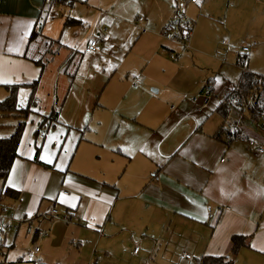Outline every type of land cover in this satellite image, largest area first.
Wrapping results in <instances>:
<instances>
[{
	"label": "crops",
	"instance_id": "crops-1",
	"mask_svg": "<svg viewBox=\"0 0 264 264\" xmlns=\"http://www.w3.org/2000/svg\"><path fill=\"white\" fill-rule=\"evenodd\" d=\"M231 1L198 0L192 4L197 25L191 41L195 53L192 57L211 61L209 66L201 61L208 66L201 86L209 80L199 93L204 95L210 86L213 99L204 108V98L200 108L204 115L200 118L187 115L189 118L183 120L173 118V114H180L175 108L178 100L198 94V90L191 92L192 83L181 81L179 93L156 98L154 95L167 88L161 85L162 80L151 75L154 71L148 72L151 61L142 54L118 62L119 68H114L117 72L107 84L102 82L99 96L77 105L70 83L77 75L80 61L87 57L91 62L117 57V48L115 55L112 47L113 42L117 45L116 38L114 41L109 34L110 41L101 42L106 47H102L100 54L88 55L83 51L79 57L71 34H76L73 30L82 24L74 12L81 0L73 6H53L62 7L56 9L62 21L60 32H56L60 25L49 27V13L46 19L41 18L47 0H0V100L8 97L5 85H28L40 80V105L27 121L19 157L5 182L6 187L18 192V198L0 202V217L14 215L12 221L5 220L0 225V264H25L21 255L27 248L40 264L50 257H54L56 264H71L65 259L68 254H74L79 262L86 255L83 262L92 264L97 251L126 250L120 238H125L128 248L133 245L134 258L143 254L146 264L153 260L156 264V259L157 264H193L185 254L192 255L199 264L203 257L229 255L235 235L246 236L249 245L236 256L235 264H264V153L249 147L247 142L227 144L215 138L223 124L216 108L237 86L241 75L238 54L243 47H249L246 57H251L253 49L245 44L225 65L220 61L221 53L205 52L206 45H212L210 50L214 51L220 43L215 40L223 35L232 44L235 36L232 38L227 27L230 7L236 11L232 24H241L247 8L259 4V0H234L233 4ZM173 10L171 0H161L156 17L149 13L148 20L139 23L137 19L135 24L142 30L144 42L156 47L157 53L161 50L166 65H174L180 72L181 66L179 62L172 63V55L176 58L182 46L168 44L163 36L177 12ZM216 17L221 22L220 29L209 34L207 27ZM117 24L111 26L114 35ZM99 32L97 38L103 33ZM94 39L84 43V50ZM53 41H59L60 49L42 72L34 61L41 59L50 46L54 50L59 47L51 44ZM258 54L256 48L251 61ZM231 67L240 70L235 85L227 81L231 72L235 74ZM170 68L163 76L171 74ZM153 86L158 91L154 90L151 96L149 89ZM29 95V88H21L22 107L27 105ZM188 102L194 108V103ZM109 108L115 110L110 122L96 113ZM52 110L59 112V123L45 134H36L43 116ZM85 112H91L87 123L83 122ZM10 117L0 116L2 138L14 133L18 120L9 121ZM252 130L259 147L264 149V132ZM38 148L42 164L35 162ZM5 185L0 182V189ZM2 209L6 212L2 213ZM54 210L59 216L53 214ZM65 216L69 220H64ZM4 231L14 235L9 239ZM37 233L39 236L35 237ZM34 244L40 245L38 253L33 251ZM137 245L139 252L135 254ZM12 254L16 255L14 259Z\"/></svg>",
	"mask_w": 264,
	"mask_h": 264
},
{
	"label": "rangeland",
	"instance_id": "rangeland-1",
	"mask_svg": "<svg viewBox=\"0 0 264 264\" xmlns=\"http://www.w3.org/2000/svg\"><path fill=\"white\" fill-rule=\"evenodd\" d=\"M171 1L172 10L174 8L173 11L178 10L181 15H185V17L190 21L192 25L191 36L187 41L190 44L189 49H180L177 57L174 58L175 60L173 59V61L169 58V54H167L166 52L163 53L164 56H167V58L172 61V63H175L177 65L179 62L181 66L180 72H178V70L173 64H169L173 66L166 65L167 62H165V60H163V58L161 57V50L157 53L156 47H153L150 42H144V38L140 36L142 30H140L135 24L136 20L139 18L148 20L149 13L156 17L157 12L155 11L161 3V0H81L82 3H79L75 6L74 12L80 17L79 19L82 20V24L78 26L75 30H73L76 34H74L73 32L71 36L73 38V42L75 43V49L80 52L78 53L79 57L84 51V43L87 42L89 39L97 38L96 34H98L99 30V33L103 32L101 33L103 35L105 28L108 33L113 36V40L115 41V38L117 40V45H115L114 42L112 43V47L115 52L114 54L116 55V48L118 51V56H115V58L113 59L105 58L91 62L87 57L85 59L83 58L80 61L77 75L75 76L73 82L71 80L70 83V85L73 87L72 97L77 105H84L89 97L94 96V99H96L99 96L100 90L102 88V82L104 83V85L107 84L109 78L113 76L114 72L117 70H115L114 68H119L118 62L131 60L132 57L137 58V56H140L142 54L144 56H147L151 61V64H149L148 66V72L154 71V73H152L151 75L154 78H159L160 81L162 80L163 83L161 85L167 88L166 90L162 89L160 93L154 95L152 94V92L154 90L158 91V88L155 86L150 87L149 91L151 92V96L154 95L157 98L158 96H164L165 93L168 96H172L175 93H179L180 87L178 86V83L187 80L189 81V83H192L191 92L198 90V94H194L191 96L185 95V100H178L179 104L175 108L177 110H180V114H173V118L176 119L177 117H180L185 120L186 118H189V116L187 115H198L199 118L204 115L203 111L200 109L204 103V95L200 94L199 91L203 89V87L207 83V80H209V78H207L204 81V84L201 86V81L205 79L208 70L207 68L211 61L205 57L196 59H193L192 57V55L195 53L192 52L191 41L194 39V36L196 35L197 31L193 5H185L181 3L180 0ZM231 3L233 4L234 0H232ZM57 8L59 7H53L50 10L48 20L50 22V28H56V26L58 27L60 25V28L56 31L60 32L62 21L60 20V12L56 11ZM61 8L62 7H60L59 9ZM233 9H235V7H230L229 16L227 18V27L231 29V32L228 33L231 34L232 38L235 36L232 44H230L229 39L224 38L226 37L225 35L219 36L215 40V43L218 40H220V43L218 45H215L214 51L210 50V48H213L212 45H206L208 48H206L205 52H207L208 54H212L215 51L221 53L222 59H220V61L227 65L228 62L231 63L230 59L232 57V54L236 53L239 48L247 44L253 49V53L256 48L259 51V54L255 58H253L252 61L251 58L253 53H251V57L250 54L249 57H247V59L249 58L250 60L248 63L249 69H253V71H257L264 74V0H259L258 5L253 4L252 6L247 8L248 13L243 16L241 24H238V22L237 24H232V20H234L232 15L236 12L232 11ZM175 16L176 15L174 14L170 20L175 19ZM114 23H118L115 35L111 29V26ZM220 23L221 22L219 21L218 17H216L212 24L207 27V32L209 34H216V31L220 29ZM67 36H69V34L66 32L65 38H67ZM223 41H227L228 44L224 46L222 43ZM169 42L170 41H168V44L173 45ZM102 47L105 48L106 46L102 45ZM78 61L79 60L77 59V62ZM201 61H204L206 64H208V66H204ZM136 67L139 68V66ZM169 67H171V74L169 75L170 77L167 74L163 76V73L168 72ZM231 71H235V74H232V72L231 74H229V78L233 80H227L225 78L223 79L227 80L229 83L232 82L231 84L235 85L237 83V75L239 74L240 70L231 67ZM118 72H120V69H118ZM96 90L97 93H94ZM25 93H28V90H25ZM194 96H196L195 101L193 100ZM188 100L190 101V103H194V108L196 109H194L191 104H188ZM22 104L26 105V103ZM195 104L199 107L197 108ZM212 105L210 110H213L214 105ZM192 111H194V113H191ZM114 112V109L109 108L106 110H97L96 113L97 115L99 114L102 118L107 119L108 122H110L115 117ZM84 115L85 117L83 118V122L87 123L91 118V112L87 115L85 112ZM8 119L9 121H12L15 118L10 117ZM14 124H16V122ZM90 127L93 129V123L90 124ZM4 233L8 235L9 239L12 235H14L11 232L7 233L6 231H4ZM137 240H139V238ZM120 242L125 244L126 250L125 248H121V250L119 251H105L103 253L97 251L93 262L90 263L146 264L145 262L147 261V259L143 258V254L139 258H134L132 256V250L134 249V247L132 245L130 248H128L125 238H120ZM38 247L40 248V245H38ZM60 255L61 253L58 255V257ZM14 256L16 257L15 254L10 255L12 259L15 258ZM21 256L25 258V264H40L37 256H35L31 251H29L28 248L26 253ZM85 256L86 255L81 257L82 259L80 258L82 262L76 261L74 254L66 255L65 259L67 263L69 262L71 264H85L83 262L85 260ZM0 260H3L1 256ZM153 261L152 264H154ZM197 261L195 260L193 264H198ZM55 262L56 261L54 260V257H50L49 260L42 264H56ZM157 262L158 261L156 259V264Z\"/></svg>",
	"mask_w": 264,
	"mask_h": 264
},
{
	"label": "trees",
	"instance_id": "trees-1",
	"mask_svg": "<svg viewBox=\"0 0 264 264\" xmlns=\"http://www.w3.org/2000/svg\"><path fill=\"white\" fill-rule=\"evenodd\" d=\"M77 1L47 0V5H45L42 11V20L46 19L49 10L53 6H73ZM178 13L177 10L175 15ZM69 23L74 24L75 22L69 21ZM35 36L36 33L33 34L31 40ZM51 44H55L54 46L58 45L59 47H56V50H54L53 46H50L49 51H46L41 59L34 61L41 68L42 72L60 49L59 41H53ZM237 66L241 69L238 84L225 96L216 108V114L223 120V124L219 132L215 135V138L227 144H232L237 138L256 141L257 137L253 135L252 129L264 132V76L249 70L247 57L245 61H241L238 58ZM39 83L40 80H35L28 85L12 84L4 86L8 92V97L0 100V116H11L18 120L14 133L11 136L5 138L0 137V182L4 185L15 161L19 157L18 149L26 129L27 121L40 105L37 96ZM23 87H27L30 90L28 103L25 107H22L19 103V92ZM58 123L59 112L52 110L48 115L43 116L36 134H45ZM39 151L38 148L35 162L42 164L39 159ZM2 192L0 202L5 198H18V192L10 187H6V185L2 189ZM36 236H39L38 233L35 234ZM2 239V232H0V242ZM248 246V238L246 236L235 235L231 238L229 255L203 257L199 260V264H235L236 256L243 248Z\"/></svg>",
	"mask_w": 264,
	"mask_h": 264
},
{
	"label": "built area",
	"instance_id": "built-area-1",
	"mask_svg": "<svg viewBox=\"0 0 264 264\" xmlns=\"http://www.w3.org/2000/svg\"><path fill=\"white\" fill-rule=\"evenodd\" d=\"M181 3L185 4V5H189V4H196L198 2V0H180ZM144 19L143 18H139L137 21L139 23H141ZM191 32H192V25L190 23V21L185 17V15H181L180 13H178L175 16V19H173L171 22H169L167 24V26L165 27L164 31H163V36L170 41L171 43H175L178 44L180 46H182L183 49H189L190 48V44L188 41V39L191 36ZM102 41H110V35L108 33V31L106 30L104 35L99 36L98 38L91 40L90 43L86 46L84 52L88 55H94V54H100L102 52V46H101V42ZM250 51L249 47H243L242 48V52H240L238 54L239 59L241 61H245L246 60V54ZM172 57L175 58L174 55H172ZM204 98H205V103H204V108H207L209 106V104L211 103L212 99H213V90L210 86H207L204 92ZM233 139V137H232ZM236 141H242V142H247L249 147L251 148H256L259 153H264V149L259 147L258 143L255 140H248L246 138H237ZM2 189H0V196L2 195ZM67 194V193H65ZM3 210V209H2ZM6 211H2V213H4ZM53 214L56 216H59V213L57 210L53 211ZM14 215L13 213H9L7 216H5L4 214L2 215V217H0V225H3V222L5 220L7 221H12ZM64 220H69V218L67 216H65L63 218ZM11 226H8V228H10ZM5 228V227H3ZM14 229L17 231L18 227H14ZM33 251L35 253H38L40 251L39 247L37 244L33 245ZM135 254H137L139 252V246L137 245L135 247L134 250ZM184 257L187 260L190 261H195L194 257L190 254H185Z\"/></svg>",
	"mask_w": 264,
	"mask_h": 264
},
{
	"label": "snow or ice",
	"instance_id": "snow-or-ice-1",
	"mask_svg": "<svg viewBox=\"0 0 264 264\" xmlns=\"http://www.w3.org/2000/svg\"><path fill=\"white\" fill-rule=\"evenodd\" d=\"M91 226V225H90Z\"/></svg>",
	"mask_w": 264,
	"mask_h": 264
}]
</instances>
